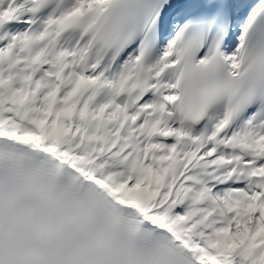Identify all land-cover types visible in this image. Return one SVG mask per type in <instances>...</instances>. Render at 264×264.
<instances>
[{"label": "snow or ice", "instance_id": "6c2138e0", "mask_svg": "<svg viewBox=\"0 0 264 264\" xmlns=\"http://www.w3.org/2000/svg\"><path fill=\"white\" fill-rule=\"evenodd\" d=\"M0 264H264V0H0Z\"/></svg>", "mask_w": 264, "mask_h": 264}]
</instances>
